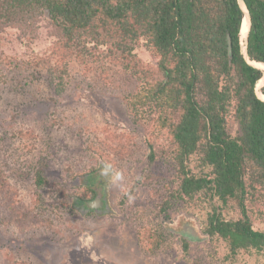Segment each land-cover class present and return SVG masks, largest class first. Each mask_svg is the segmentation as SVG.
<instances>
[{
  "label": "trees",
  "instance_id": "1",
  "mask_svg": "<svg viewBox=\"0 0 264 264\" xmlns=\"http://www.w3.org/2000/svg\"><path fill=\"white\" fill-rule=\"evenodd\" d=\"M242 2L250 20L244 29L246 55L264 64V0ZM242 18L238 0H0V34L21 26L33 36L40 20L53 27L54 41L25 63L45 68L57 94L77 70L100 74L110 86L126 79L135 84L125 94L126 110L135 124L150 128L147 164L158 163L165 173L151 188L161 219L137 231L139 248L149 257L171 252L175 235L168 228L169 213L177 208L203 213L196 239L179 235L185 261L204 264L189 257L192 241L209 246V264L234 263L240 254L264 258V230L254 228L250 214L256 204L264 218V101L255 91L264 71L241 54ZM26 38L29 45L33 37ZM140 43L154 64L138 58ZM3 62L9 65V59ZM111 75L120 78L112 81ZM259 92L264 96V85ZM96 150L115 163L132 157L136 143L114 133L105 149ZM46 168L38 159L33 171L37 202L39 191L50 187ZM88 192V199L76 197H96L94 190L84 189ZM0 205L7 212L0 224L21 231L47 227L35 208L19 199L1 165ZM62 207L70 209L68 203ZM227 208L237 218L226 219Z\"/></svg>",
  "mask_w": 264,
  "mask_h": 264
},
{
  "label": "rangeland",
  "instance_id": "2",
  "mask_svg": "<svg viewBox=\"0 0 264 264\" xmlns=\"http://www.w3.org/2000/svg\"><path fill=\"white\" fill-rule=\"evenodd\" d=\"M33 31L30 36L21 26H11L0 34V165L19 199L34 207L47 227L21 231L0 224V264H191L183 259L178 238L179 232L188 238L198 234L203 216L199 210L174 208L169 213L168 228L175 235L170 253L149 257L137 242L140 228L161 219L155 215L159 201L152 199L151 188L165 173L158 163L147 164L150 128L135 124L126 110L125 94L134 91L135 84L126 79L110 86L100 74L77 70L57 94L45 68L25 63L32 52L42 54L54 41V29L40 20ZM27 35L33 37L29 45ZM136 55L143 63L154 64L141 43ZM110 78L115 81L117 75ZM114 133L134 138L136 150L132 157L109 163L96 149H105ZM154 146L160 147V142ZM41 158L50 187L39 191L38 203L33 171ZM106 165L121 173L118 185L101 175ZM84 189L103 194L107 208L102 213L86 214L75 206L77 194L88 199ZM258 208L254 204L250 213L253 226L264 230ZM5 215L0 205V217ZM223 215L231 219L238 213L227 208ZM208 249L203 242L192 241L189 257L209 264ZM223 264H264V258L240 254L234 263Z\"/></svg>",
  "mask_w": 264,
  "mask_h": 264
},
{
  "label": "flooded vegetation",
  "instance_id": "3",
  "mask_svg": "<svg viewBox=\"0 0 264 264\" xmlns=\"http://www.w3.org/2000/svg\"><path fill=\"white\" fill-rule=\"evenodd\" d=\"M77 202L75 203V206L80 211L86 214L94 213V212L102 213L107 208V203L105 201V197L103 196V194L100 195L96 194V197L92 200H77ZM180 234L184 235L183 233Z\"/></svg>",
  "mask_w": 264,
  "mask_h": 264
},
{
  "label": "bare ground",
  "instance_id": "4",
  "mask_svg": "<svg viewBox=\"0 0 264 264\" xmlns=\"http://www.w3.org/2000/svg\"><path fill=\"white\" fill-rule=\"evenodd\" d=\"M240 6H241V8H242V10L244 12V16H245L243 21H242L241 28H240V34H239L240 47H241L242 53L244 54L245 53V40H244V37L246 36L247 30H248V27H249V18H248L247 12L245 11V6H244L243 2H241V1H240ZM246 23H248V27H247V30L244 32ZM249 64L254 66V67H256V68L262 69L264 71V65H262V64H259V63H256V62H249ZM263 85H264V75L261 78V80H259V82L256 84V94L261 100L264 101V96L261 95L260 92H259V88L261 86H263Z\"/></svg>",
  "mask_w": 264,
  "mask_h": 264
},
{
  "label": "clouds",
  "instance_id": "5",
  "mask_svg": "<svg viewBox=\"0 0 264 264\" xmlns=\"http://www.w3.org/2000/svg\"><path fill=\"white\" fill-rule=\"evenodd\" d=\"M101 175L108 178L113 185H118L121 180V173L119 171L114 170L111 165H106L101 170Z\"/></svg>",
  "mask_w": 264,
  "mask_h": 264
},
{
  "label": "water",
  "instance_id": "6",
  "mask_svg": "<svg viewBox=\"0 0 264 264\" xmlns=\"http://www.w3.org/2000/svg\"><path fill=\"white\" fill-rule=\"evenodd\" d=\"M240 1L242 2V0H238V3H239V5H240ZM241 7V6H240ZM243 11V10H242ZM245 11L247 12V10H246V8H245ZM247 15H248V13H247ZM244 12H243V18H242V21H243V19H244ZM248 18H249V16H248ZM249 23H250V20H249ZM242 24V23H241ZM241 28V27H240ZM249 28H250V24H249ZM249 32V31H248ZM240 34V33H239ZM247 35H248V33H247ZM247 37V36H246ZM247 39V38H246ZM227 41H228V54H229V57H231V43H230V39H229V37L227 38ZM245 47H246V40H245ZM240 51H241V47H240ZM241 54L243 55V57L245 58V60L247 61V63L249 64V62H252V61H250L249 59H248V57H247V55H246V49H245V53L243 54L242 53V51H241ZM259 64H262V63H259ZM262 65H264V64H262ZM258 69V68H257ZM255 91H256V86H255ZM260 94H261V92H260ZM262 95V94H261ZM263 101V100H262ZM198 237V234H195V237H191L190 239H196Z\"/></svg>",
  "mask_w": 264,
  "mask_h": 264
}]
</instances>
